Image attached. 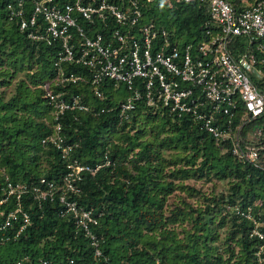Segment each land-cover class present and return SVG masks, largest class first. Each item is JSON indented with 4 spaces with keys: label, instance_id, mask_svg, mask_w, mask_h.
I'll list each match as a JSON object with an SVG mask.
<instances>
[{
    "label": "trees",
    "instance_id": "16d2710c",
    "mask_svg": "<svg viewBox=\"0 0 264 264\" xmlns=\"http://www.w3.org/2000/svg\"><path fill=\"white\" fill-rule=\"evenodd\" d=\"M15 1L0 0V196L6 177L13 184L32 185L44 178L62 189L68 158L100 164L83 173L77 194H69L96 215L92 231L100 255L76 228L73 215L62 214L58 198L40 202L26 195L22 201L30 224L0 246L1 264H15L25 256L22 264H264L255 256L263 241L250 236L251 218L264 216V140L262 166L257 168L239 161L228 140H217L190 115L139 101L128 118L120 119L118 105L130 95L126 86L107 80L99 87L102 97H97L88 69L69 62L63 63L66 74L86 78L51 82L50 90L62 92L69 101L76 96L88 109L58 113L42 85L57 74L54 62L60 46L29 38L19 19L8 15L6 6ZM133 1L142 17L131 29L153 22L180 46H195L208 37L207 4ZM228 1L241 7L240 0ZM116 3L129 5L127 0ZM95 26L103 32V23ZM108 26L127 28L115 20ZM87 31L93 33L89 25ZM234 39L242 50L252 46L246 36ZM260 41L264 44V37ZM254 83L264 94V77L254 78ZM57 123L63 142L72 146L70 156L62 157L56 146L42 143ZM256 125L264 131V113L247 128ZM241 133L247 138L246 127ZM7 230L11 236L17 232L16 227Z\"/></svg>",
    "mask_w": 264,
    "mask_h": 264
},
{
    "label": "built area",
    "instance_id": "2783aa9c",
    "mask_svg": "<svg viewBox=\"0 0 264 264\" xmlns=\"http://www.w3.org/2000/svg\"><path fill=\"white\" fill-rule=\"evenodd\" d=\"M177 1L208 5L211 21L204 26L208 37L195 46L172 44L166 29L153 22L142 24L137 30L131 29L142 17V11L133 0H127L126 8H121L116 0H68L65 3L16 0L8 3L6 9L10 18L19 19L20 29H26L32 40L59 44L58 59L54 62L57 74L42 85L48 102L58 113L75 108L88 109V105L76 96L69 101L62 97V92L50 90L51 82L57 85L85 79L86 76L81 74L65 73L64 62L79 64L88 69L89 81L97 97H102L99 87L107 80L113 85L123 83L126 86L130 95L118 105L120 119L128 118V112L139 101L178 116L190 115L217 140H228L232 154L239 161L259 168L262 166L259 150L263 148L264 131L258 125L250 129L247 125L264 113V94L254 83L253 76L264 77V44L260 41L264 37V0H240L239 8L228 0ZM166 2L171 4V0ZM110 20L127 28H110ZM95 23H103V32L96 29ZM88 25L93 33L87 31ZM235 36H246L252 46L240 49L233 40ZM237 114L240 116L235 120ZM57 118L58 114L55 115ZM245 127L247 138L241 133ZM59 130L57 123L42 143L56 146L62 157L70 156L72 146L63 142ZM99 166L68 158L62 189L44 178L39 184L32 185L13 184L6 177L0 196V246L16 238L30 224V214L22 201L23 196L30 195L40 202L58 198L64 206L62 214L70 212L73 215L76 228L90 240L94 253L99 256L97 237L92 231L97 225V217L92 210L78 206L69 195L80 191L83 173ZM246 217L251 218L249 213ZM251 220L254 226L250 236L263 241L255 256L258 261H263L264 216ZM14 227L17 232L11 236L7 229ZM22 260L15 264H22ZM69 263L73 264V261Z\"/></svg>",
    "mask_w": 264,
    "mask_h": 264
},
{
    "label": "rangeland",
    "instance_id": "374dc122",
    "mask_svg": "<svg viewBox=\"0 0 264 264\" xmlns=\"http://www.w3.org/2000/svg\"><path fill=\"white\" fill-rule=\"evenodd\" d=\"M253 76H254L255 78H257V75H256V74H254ZM122 87H123V85H121V88H122ZM12 88H13V84H12V85L8 88V90L6 91V92H7V96H8V94L12 91ZM121 88H119L118 90L115 89L117 94H119L120 92H122V89H121ZM196 186H197V187H199V186L201 187V184H200V183H197ZM207 186H208V185H207ZM207 186H206V185H202V187H203L204 189L208 188ZM218 187L222 189L223 187H226V186H225V184H224V185H223V184H219Z\"/></svg>",
    "mask_w": 264,
    "mask_h": 264
}]
</instances>
